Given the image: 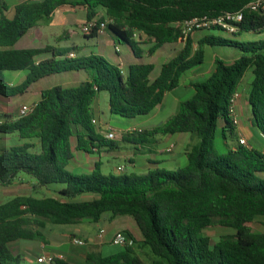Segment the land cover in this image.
I'll return each instance as SVG.
<instances>
[{
    "label": "trees",
    "instance_id": "trees-1",
    "mask_svg": "<svg viewBox=\"0 0 264 264\" xmlns=\"http://www.w3.org/2000/svg\"><path fill=\"white\" fill-rule=\"evenodd\" d=\"M252 1L26 0L16 5L10 16V6L0 0V97L23 95L51 75L91 72L79 86L43 90L41 99L25 116L0 115V134L38 141L6 148L0 137V185L11 184L19 174L33 177L41 187L65 185L60 197L16 196L0 204V264H21L22 256L14 255L9 244L45 240L47 221L60 225L85 219L99 222L107 212L134 221L138 233L127 232L136 244L150 248L156 257L153 264H264V232L250 225L258 217L264 218V178L260 176L264 173V151L240 144L225 152L216 147L220 122L224 136L227 131L235 133L231 99L250 70L248 120L264 139V40L235 41L215 34L185 36L178 26L194 17L237 13ZM64 5L86 8L87 20L99 24L104 17L98 16L104 10L114 41L127 43L138 57L145 52L152 56L167 45L178 46L173 49L176 55L152 78L153 63H135L124 71L120 64L98 54L80 56L78 47L15 48L30 30L50 23L54 11ZM236 25L235 32L220 26L210 30L233 35L264 32V15L245 12L244 20ZM136 33L147 40H136ZM99 34L95 30L87 36ZM143 43L153 46L145 51L140 47ZM207 46H233L242 55L231 64L216 58L206 80L188 83L185 87L195 93L180 103L173 117L154 129L130 130L122 135L138 147L152 142L156 135L189 133L197 142L185 152L186 165L119 175L102 173L100 163H95L91 172L67 170L75 156L74 138L75 149L88 153L117 147L93 123L94 103L100 92H108L112 114L126 118L151 115L168 93L181 86L184 74L204 63ZM71 51L77 56L70 57ZM45 54L51 57L39 59ZM8 71H25L26 78L12 85L7 80ZM215 225L234 233L212 244L204 230ZM133 247L108 256L90 252L85 264H145ZM51 263L73 264L59 257H53Z\"/></svg>",
    "mask_w": 264,
    "mask_h": 264
},
{
    "label": "rangeland",
    "instance_id": "rangeland-1",
    "mask_svg": "<svg viewBox=\"0 0 264 264\" xmlns=\"http://www.w3.org/2000/svg\"><path fill=\"white\" fill-rule=\"evenodd\" d=\"M9 5L15 3H22L26 0H5ZM10 16H13L14 11H10ZM99 18L104 17L103 22L107 24L110 22V19L105 14V11L100 12ZM103 13V14H102ZM81 11H79L74 18L73 23L66 28L59 29L58 33L61 37L60 40L51 37L49 42H44L43 39L37 34L36 36L31 35L34 33V29L30 30L24 37H22L15 45V48H40L46 45H59L62 47H74L76 45L79 50V55H90L98 54L107 58L110 62L114 64H120L125 71H128L130 65L135 63H153L155 69L152 74V78H156L160 75L162 65L164 62L168 61L170 58L176 55L178 46L167 45L156 51L152 56H148L146 52L142 57H138L134 54L130 46L125 42H114L112 38L111 31L107 29L106 32L99 34L95 37H90L84 34L83 26H80L86 18H81ZM73 16V17H74ZM101 20V19H100ZM101 22V21H99ZM85 23V24H86ZM70 30L72 34L69 35ZM201 34H215L222 35L230 40L235 41H258L264 40V32H243L241 34L233 35L230 33H225L223 31H214V30H203L194 33V36ZM135 39L141 42H145L147 37L136 33ZM50 43V44H48ZM153 46L152 43H143L140 45L142 49L148 51ZM179 49L181 46L179 45ZM242 55L241 51L233 46H207L206 47V58L202 65L197 68L187 72L182 77L181 86L175 89L174 91L168 93L163 104L158 107L151 115L148 116H138L135 118H126L120 115L112 114L109 109V94L108 92H100L95 101V108L99 109V117L95 116L97 120L95 124L96 128L101 131L104 124H109L113 129H115L119 134H125L129 130H133L139 127H152L164 123L171 117H173L176 111L179 108V105L182 101L188 100L193 97L195 91L193 89L185 87L191 81H201L206 80L209 74L214 69L215 59L220 58L227 62L228 64L233 63ZM51 54H45L39 57V59L50 58ZM25 71H8L6 73L7 80L12 85H18L22 82V77L25 78ZM91 72L88 71H72V72H63L55 75L48 76L36 83H34L29 90L23 95L15 97H0V115L8 114L13 117L21 115V109L24 105L32 107L37 101L41 99V92L56 86L71 87L79 86L85 82ZM253 80L252 71H248L245 79L242 82L240 88V102L244 104V111L242 112L241 108L237 104V113L240 119V124L246 126L248 124L247 114L249 112L247 101V94L249 92L251 82ZM99 103V105H98ZM222 122H220L219 129L216 137V147L219 151L225 152L229 149H233L239 146V137L237 133L231 134L230 131L226 132L224 136L222 132ZM132 128V129H131ZM191 134L189 133H180L174 135H166L167 138H171L175 142L174 154L182 153V156L177 159L178 165L184 166L187 163V157L185 155V147L191 143ZM3 138L2 145L3 147H11L13 145L21 144L23 142H38L37 140H22L17 135H2ZM196 140V139H194ZM76 138L72 140L73 143V152L74 159L67 166V170L70 172L80 174L83 172L92 171L95 167V163L101 164L102 173L119 175L123 174L118 171V166H124L127 172H146L152 167H156L157 164L149 163L147 160V155L142 154L135 148L134 144L128 142L118 136L113 142L117 144L116 148H111L110 146L104 147L101 152H86L84 150H76ZM38 145V143H35ZM254 145L257 149L264 151V139L260 137L259 132L254 131V135L251 137L249 145ZM230 147V148H229ZM249 148V147H247ZM132 154L135 156V159L138 160L137 167H134L130 161L127 159V155ZM172 153H167L165 156L167 159H171ZM169 168V164L161 165V167ZM264 178V173L260 174ZM65 185L61 183H53L47 186H38L37 180L33 177L25 174H19L11 184L2 186L0 185V204L6 203L16 196H33L36 198L41 197H60L59 191L64 188ZM111 212L104 213L99 222H93L89 219H85L78 224H53L47 221L46 230H45V240L35 239L30 240H20L12 242L9 244V247L14 255H21L22 261L21 264H49V263H39V256L43 254L44 248L42 244L50 241L51 244L54 242L63 243L62 250L70 253H77L84 255L82 260L86 262V256L88 253H102L104 256H108L114 253L125 251L126 247L107 244V242H97L94 245L90 244L88 239L92 236L99 235L101 228L106 229V237H109L108 232L109 227H113V224H110ZM252 228L255 231L264 232V218L258 217L253 223H250ZM204 233L211 238L212 244H215L222 236L227 234L234 233L233 229L222 227L220 225H215L204 230ZM109 235V236H108ZM71 236V237H70ZM74 237L85 240V245H76L73 242ZM137 239H140L137 237ZM28 246H31V249H28ZM55 249V248H52ZM135 255L141 258L145 264H153L156 260L155 255L152 253L149 247L144 246L142 243L135 244L133 247ZM49 251V250H48ZM31 260V261H30ZM81 262H77L80 264ZM85 264V263H84Z\"/></svg>",
    "mask_w": 264,
    "mask_h": 264
},
{
    "label": "crops",
    "instance_id": "crops-1",
    "mask_svg": "<svg viewBox=\"0 0 264 264\" xmlns=\"http://www.w3.org/2000/svg\"><path fill=\"white\" fill-rule=\"evenodd\" d=\"M18 4L19 3H15L13 5L8 4L10 6V9H11L10 11H12V9ZM79 11H81V13H82L81 18L82 19L86 18L87 11H86V8H84V7L78 8V7H73L70 5L61 6V7L57 8L54 11V13L52 14V20L50 23H41L37 28L34 29L35 32L32 33L31 35L36 36L38 34L40 36V38L44 40V42H49V39L51 37H55V39L60 40L62 36H60L58 33L59 29L69 27L74 21V18H75L74 15H76ZM102 11H104V10H102ZM86 21H88L87 18H86ZM80 22H82V23H80V24H82L80 26H83L86 23L83 20H80ZM105 30L103 32H100V34L106 32ZM70 34H72V30H70V33L68 36H70ZM48 44H50V43H48ZM56 47L62 48V46H59V45H56ZM74 47H77V46L74 45ZM64 48H66V47H64ZM67 48H69V47H67ZM71 52H74V51H71ZM22 78L23 79L21 82H23L25 80L26 73H25V78H24V76ZM246 103L248 104V101H246ZM98 105H99V103H98ZM238 107L241 108L242 112L244 111V104L240 102V99L238 100ZM247 108H249V106ZM94 109L96 111L95 116H98L99 121H100V117L98 115L100 111H99V109L97 111V109L95 108V104H94ZM249 117H250V109H249V112L247 114L248 124L246 126H242L241 124H239V126L235 129V133H237L238 137H240L241 135L246 137L250 143L251 137L254 135V131L257 132V130L249 122V120H248ZM158 126L159 125L152 126V127H139V128L154 129ZM109 127H111L109 124L108 125L104 124L103 129H101L100 132L104 135V137H105V134L108 131ZM260 137L262 138L261 135H260ZM194 139L195 138H193L191 136V143H189L185 147V152L189 149V147L192 144L197 142V140H194ZM171 145L175 146V142L172 141L171 138H167L166 135L160 134V135H156L152 142L143 143V144H141L135 148L138 149V151L140 153L147 155V160L149 161V163L157 164L156 167H152V168L148 169L147 171L152 170V169H156V168H165L164 166L161 167L162 164L163 165L169 164L170 167L168 169H177V168L181 167L180 165H178L179 163H178L177 159L182 156V153L174 154L173 153L174 150H173V152L171 154V159H167L165 155L168 152L166 150ZM250 146H254V145L250 144ZM102 149H100V150L96 149V151L101 152ZM127 159L130 161V163L134 167H137L138 160L135 159L134 155L128 154ZM118 167H120V166H118ZM89 172H91V171H89ZM146 172H139V173H146ZM109 220H110V224L114 225V228L109 227V229H108L110 236L108 235L109 237H106V238H105L106 235L104 236V238H101L100 235L92 236L88 239L90 244L94 245L97 242L99 243V242H104V241L107 242V244H109V243H111V239H112L113 235L120 230H126V231H130L132 233H138L137 227H136L134 221L130 217H113V215H111ZM42 246L44 248V252L39 257H43V256H45L47 258L59 257V258H62L66 261H69L73 264H77V262H81L80 264H82V260L84 258V255L77 254V253H70L69 251H67V252L63 251L62 250V248L64 247L63 243L54 242V244H51L50 241H47L46 243L42 244ZM52 248H55V249H52ZM28 249H31V246H28ZM84 263L85 262H83V264ZM50 264H54V263H50Z\"/></svg>",
    "mask_w": 264,
    "mask_h": 264
},
{
    "label": "built area",
    "instance_id": "built-area-1",
    "mask_svg": "<svg viewBox=\"0 0 264 264\" xmlns=\"http://www.w3.org/2000/svg\"><path fill=\"white\" fill-rule=\"evenodd\" d=\"M245 12H251V13L257 12V13L264 15V0H253L252 2L247 4L242 10H240L237 13L227 12L216 18H210L208 16L194 17L192 19L185 20L179 23L178 26L180 27L182 33L185 36H189L198 31L210 30L214 26H220L224 28L225 30H227L228 32H235L238 30V26L236 24L241 23L244 20ZM107 25L108 24L106 22H101L99 24L97 20L88 21L83 26V32L85 35H90L95 30L99 32H103L106 29ZM69 56L76 57L77 54L75 52H70ZM239 99H240V93L236 92L231 99V105H230V114L233 118L236 128L240 124V119L237 113V104H238ZM34 106L29 107L27 105H24L21 109L20 117L25 116L28 113H30L34 109ZM96 122L97 120L94 119L93 123H96ZM133 130L142 131V128H135ZM122 135L123 134H119L115 129L109 127L108 131L105 134V138L109 140H115L118 136H122ZM239 144L246 146V147L250 146L248 139L242 135L239 137ZM174 147H175L174 145H171L167 148L166 151L168 153H172L174 150ZM117 169L121 173L127 172L124 166H120ZM105 234H106V230L103 228L100 229L99 231L100 237L104 238ZM73 242L76 245L86 244L85 240L76 238V237H74ZM111 243L115 245L124 246V247H132V246H135L136 244L134 238L126 230H120L116 232L111 239ZM38 261L39 263H49L50 264L52 262V258H47L43 256V257H40Z\"/></svg>",
    "mask_w": 264,
    "mask_h": 264
},
{
    "label": "water",
    "instance_id": "water-1",
    "mask_svg": "<svg viewBox=\"0 0 264 264\" xmlns=\"http://www.w3.org/2000/svg\"><path fill=\"white\" fill-rule=\"evenodd\" d=\"M2 115H4V114H2Z\"/></svg>",
    "mask_w": 264,
    "mask_h": 264
}]
</instances>
